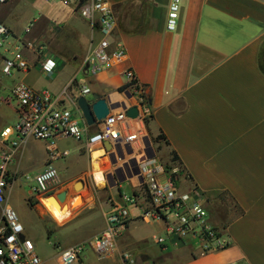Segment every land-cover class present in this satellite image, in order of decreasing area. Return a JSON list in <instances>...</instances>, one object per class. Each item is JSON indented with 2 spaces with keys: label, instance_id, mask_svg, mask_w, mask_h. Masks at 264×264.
<instances>
[{
  "label": "crops",
  "instance_id": "1",
  "mask_svg": "<svg viewBox=\"0 0 264 264\" xmlns=\"http://www.w3.org/2000/svg\"><path fill=\"white\" fill-rule=\"evenodd\" d=\"M78 1L64 5L60 0H10L0 5V22L16 38L45 46L58 62L49 79L35 67L8 77L15 79L12 87L21 80L36 92L47 90L57 96L68 85L75 73L61 81L63 66L76 64L77 69L91 38H97L76 12ZM106 1L116 22L113 39L124 46L126 59L78 86L86 85L91 95L108 98L112 111L124 109L133 105V99L124 90L121 73L133 70L145 87L152 156L165 165L171 163L173 154L177 156L178 191L185 194L197 188L199 204L229 244L202 255L196 241H179L166 235L164 224L143 221L139 208L126 202L136 190L129 175L102 171L98 165L102 177L98 184L84 144L78 147L67 179L73 185L82 183V206L72 208L75 194L68 186L49 195L55 198L67 192L68 215L62 221L44 199L30 191L27 205L70 237L56 250L98 236L106 226L111 204L127 207L129 220L114 248L103 257L88 248L82 264H125L123 253L132 256L131 264H264V74L260 69L261 58L264 63V0H181L175 32L165 27L170 0ZM23 53L35 66L36 56L27 49ZM69 94L77 96L79 89ZM11 100L0 98L7 106ZM17 119L14 104L12 118L0 124V132ZM94 131L88 128L87 134ZM159 135L163 141L157 140ZM45 146L39 172L49 166ZM99 150L96 147L92 152ZM23 153L10 166L16 177L18 169L13 165ZM105 158L100 156L98 161ZM80 159L85 161L82 167L78 166ZM124 183L129 193L123 192ZM156 237L164 238V244H156ZM56 253L42 258V264H56Z\"/></svg>",
  "mask_w": 264,
  "mask_h": 264
},
{
  "label": "built area",
  "instance_id": "2",
  "mask_svg": "<svg viewBox=\"0 0 264 264\" xmlns=\"http://www.w3.org/2000/svg\"><path fill=\"white\" fill-rule=\"evenodd\" d=\"M8 1L10 0H0V5ZM60 2L64 5L70 4V0ZM180 8L181 0L169 1L165 24L167 32L176 31ZM75 10L97 38H91L88 51L82 57L68 85L57 96H52L47 90L36 92L21 80L11 89L18 119L13 126L0 132V264H42L33 241L25 237L23 225L7 202V195L18 180L11 174L10 166L31 139L45 143L49 162L46 169L32 178H25L30 184L29 189L33 196L47 200L57 189L59 175L53 164L69 156L68 150L59 149L58 142L67 139L75 142L83 140L84 149L88 153L98 147L106 159L116 162L125 158L134 163L125 167V175H129L136 185L135 194L126 202L139 208L143 221L164 224L166 235L179 241H196L202 255L223 250L229 240L220 228L211 223L207 211L199 204L197 188L193 187L185 194L180 193L176 185L177 162L171 160L169 165H165L152 156L153 144L146 126L150 114L145 87L139 84L133 70L125 69L121 74L125 80L124 90L133 99V105L127 108H136L137 116L128 117L127 108L110 110L104 119L95 123V131L87 134L88 127L76 100L78 96H87L91 92L86 85L78 86L76 76L80 74L89 79L118 67L124 63L126 52L124 46L113 39L116 22L106 0H80L76 3ZM27 31L26 29L25 32ZM24 49L36 56L35 66L28 62L23 53ZM57 66V60L45 46L16 38L0 22L2 76L12 77L35 67L43 76L50 78ZM75 87L79 89V94L71 96L69 91ZM105 142L111 145V150L104 149ZM123 150L128 152L124 154ZM128 220L126 206L111 204L104 230L88 243L76 244L67 249L57 247L56 264H82V255L88 248L99 257L105 256L114 248L115 240L125 231ZM155 243L163 245L164 238L156 237ZM122 259L125 264L133 263L129 253H123Z\"/></svg>",
  "mask_w": 264,
  "mask_h": 264
},
{
  "label": "rangeland",
  "instance_id": "3",
  "mask_svg": "<svg viewBox=\"0 0 264 264\" xmlns=\"http://www.w3.org/2000/svg\"><path fill=\"white\" fill-rule=\"evenodd\" d=\"M63 70L64 71L60 76L61 81H63V79L73 76L76 71V64H65L63 66ZM15 76L17 75L15 74ZM47 78L49 79V77ZM76 78L78 84H82L88 81V79H85L80 74H78ZM14 80V78H7L0 74V98L6 99L8 97L9 99H12V97H10L9 90L12 87ZM13 105L14 101L12 100L10 101L9 106L0 101V124L6 121V119L12 118ZM8 125L13 126L14 124L9 123ZM83 144V140L81 142H75L72 139L59 141V147L61 149L67 148L70 151V154L68 157L60 159L54 163V167H56L59 172V181L57 189L68 186L70 188V191L74 193L75 196L77 194L80 195V200L77 204L73 205V209H77L83 204V198L81 195L82 188H79L75 191L73 189L72 182H69L67 179L69 178V174L73 170V165L71 164L74 159L77 158V156L79 155L78 147ZM23 150V155L18 156L17 160H15V163L13 165L14 167L17 165L18 180L14 183L11 189V193L7 199V202L11 206L20 223L23 225L24 235L28 239L33 241L35 245L36 254L39 256L40 259H42L44 257H50L51 255L55 254L56 246L63 245L64 241L69 242L70 237H68L62 229H58L51 221L41 219L38 213L27 205L26 197L28 196L30 191V184L25 178L26 176L32 177L40 171L41 159L44 155V143L31 139L26 143ZM88 155L90 159L91 154L89 153ZM84 165V159L78 162V166L82 167ZM98 165L99 168L102 169V171L106 170L109 173H115L116 171H119L122 174L124 169V167H121L122 161L115 162L106 158L102 161H98ZM67 183L71 184L67 185ZM124 186L125 187L123 188V192L129 193V190L126 188L125 183ZM72 201L73 200H71V202ZM43 202L45 203L44 200ZM67 202L68 199H66V204ZM38 203L43 206L41 201H38Z\"/></svg>",
  "mask_w": 264,
  "mask_h": 264
},
{
  "label": "water",
  "instance_id": "4",
  "mask_svg": "<svg viewBox=\"0 0 264 264\" xmlns=\"http://www.w3.org/2000/svg\"><path fill=\"white\" fill-rule=\"evenodd\" d=\"M90 97V99L88 98ZM76 105L81 113L82 118L84 119L85 125L88 128H93L96 122L101 121L104 119L110 112L113 106L110 105V100L108 98H99L96 95H87V96H78L76 100ZM127 107H124L126 109ZM126 115L131 118H135L137 116V109L127 108ZM103 147L106 151L111 150V145L108 142L103 144ZM119 171H116L118 173ZM82 183L80 181L76 182L73 185V189L76 191L79 188H82ZM66 199H67V192L62 191L55 196V199L51 196L47 198V200H51L55 202V205L58 207L59 204H63L62 208H66ZM78 200H80V195H76L71 202V205H74Z\"/></svg>",
  "mask_w": 264,
  "mask_h": 264
},
{
  "label": "bare ground",
  "instance_id": "5",
  "mask_svg": "<svg viewBox=\"0 0 264 264\" xmlns=\"http://www.w3.org/2000/svg\"><path fill=\"white\" fill-rule=\"evenodd\" d=\"M123 152H124V154L125 153H127L128 152V150H123ZM91 154V160H92V164H93V167H94V172H93V175H94V178H95V180H96V182L98 183V184H100L101 182H102V177H101V175H100V173H98V160H99V158H100V156H102V151L101 150H99V151H93V152H91L90 153ZM130 164V165H133V163L131 162V161H128L127 162V160L125 159V158H123V161H122V166L121 167H124V169H123V173L125 174V166L127 165V164ZM102 172V171H101ZM134 172H135V167H134ZM54 198V197H53ZM55 199V198H54ZM44 201H45V203L47 204V206L50 208V210L53 212V214L57 217V219H59V220H61L62 221V219H64L67 215H68V209L67 208H62V206H63V204H59V206L57 207L56 205H55V202L54 201H49V200H45L44 199ZM79 201V200H78ZM76 204V203H75Z\"/></svg>",
  "mask_w": 264,
  "mask_h": 264
},
{
  "label": "trees",
  "instance_id": "6",
  "mask_svg": "<svg viewBox=\"0 0 264 264\" xmlns=\"http://www.w3.org/2000/svg\"><path fill=\"white\" fill-rule=\"evenodd\" d=\"M260 69H261V71H262L263 74H264V63H263L262 58H261V61H260ZM122 89H123V88H121L120 91H121ZM157 140H158V141H163L164 138L162 137V135H159V136L157 137ZM177 159H178L177 156H176L175 154H173V155H172V160L177 162Z\"/></svg>",
  "mask_w": 264,
  "mask_h": 264
}]
</instances>
